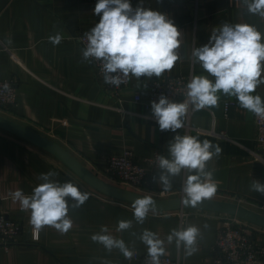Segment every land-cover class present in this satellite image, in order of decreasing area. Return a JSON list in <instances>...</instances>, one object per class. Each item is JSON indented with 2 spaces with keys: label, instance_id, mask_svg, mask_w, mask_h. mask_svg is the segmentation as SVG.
I'll use <instances>...</instances> for the list:
<instances>
[{
  "label": "crops",
  "instance_id": "1",
  "mask_svg": "<svg viewBox=\"0 0 264 264\" xmlns=\"http://www.w3.org/2000/svg\"><path fill=\"white\" fill-rule=\"evenodd\" d=\"M98 0H0V80H15L17 101L0 106V113L19 121L59 142L91 170L114 182L106 173L109 158L130 149L135 158L152 156L157 148L168 156L169 142L175 135H192L218 145L222 153L208 162L213 179L218 182L214 197L228 200L233 195L248 198L251 207L264 212V195L252 191L253 180L264 183V159L253 154L256 149V123L252 113L239 107L234 97L220 94L219 107L189 111L185 126L176 133L161 131L152 118L147 97L157 77H130L121 93L125 114L98 80L92 63L82 61V46L78 34L89 31L99 22L94 13ZM143 6L166 14L181 34V59L163 75L207 73L193 64V48L207 44L211 31L224 23H247L264 34V18L248 13L243 0H142ZM133 8L141 0H130ZM60 34L61 43L54 45L49 37ZM212 79V77H209ZM140 93L143 99L137 101ZM264 100V85L253 95ZM182 102V98L173 99ZM227 101H233L230 115L225 112ZM197 127L223 133L198 132ZM55 172L52 179L60 183H85L48 151L0 128V207L8 216L23 224L18 243L5 248L0 245V264H139L127 259L118 250L107 251L93 242L91 236L101 226L109 234L123 239L127 247L140 255L148 254L138 238L144 229L155 232L165 241L167 254L181 255L184 264H214V246L220 226L221 213L194 209L184 227L196 225L201 230L197 251L185 256L175 242L166 237L172 229L181 228L176 211L150 212L141 225L135 222L132 204L95 193L91 187L84 191L89 199L78 209L69 210L73 226L61 234L44 227L34 234L29 223L30 212L21 211L10 192L22 190L31 195L42 181L41 173ZM159 168L152 171L157 177ZM187 173L173 178L172 188L181 187ZM153 179L154 187L162 186ZM88 186V185H87ZM72 201H69L71 204ZM165 217H167L165 219ZM132 220L133 227L117 232L118 221ZM207 224L209 227L204 228ZM259 243L264 242V228L254 227ZM135 233L136 235H133Z\"/></svg>",
  "mask_w": 264,
  "mask_h": 264
},
{
  "label": "clouds",
  "instance_id": "2",
  "mask_svg": "<svg viewBox=\"0 0 264 264\" xmlns=\"http://www.w3.org/2000/svg\"><path fill=\"white\" fill-rule=\"evenodd\" d=\"M243 4L248 13L264 18V0H243ZM94 13L100 19L84 33L87 42L81 50L82 61L99 62L104 83L118 88L130 77L137 80L159 78L166 71L170 72L181 59L178 49L182 33L166 14L146 8L142 0L135 8L130 0H98ZM48 39L58 45L62 36L57 34ZM191 57L193 64H199L207 75H191L182 102L164 95L158 102H151L152 116L161 131L176 133L185 126L189 111L219 107L220 94L236 98L240 108L264 118V100L258 94L253 95L264 85V34L256 26L224 23L211 31L207 44L193 48ZM4 87L7 89L8 85ZM167 152V157L157 156L160 171L158 180L157 177L153 179L168 191L172 189L173 178L187 173L180 205L195 208L211 200L217 192L218 182L213 179L214 173L208 169V162L222 153L221 147L207 139L201 141L196 136L177 134L169 142ZM56 175L51 171L41 173L42 183L34 187L31 195H25L19 189L9 193L19 202L21 211L30 212L29 223L34 234L38 235L46 226L66 234L73 226L70 208L78 209L89 199L90 194L82 192L72 182L60 183L52 179ZM250 189L264 195V183L258 180L252 181ZM131 206L135 222L141 225L150 212L157 210V202L150 195L135 198ZM132 227V220H120L116 231L123 232ZM208 227L204 225V228ZM201 235L199 227L188 225L172 229L166 240L168 244L175 242L178 250L183 247L187 257L197 251V240ZM138 238L147 247L149 264H160V258L166 252L165 241L148 229H144ZM91 239L109 252L118 249L127 259L133 255L124 240L109 234L106 226H101L100 232L93 234Z\"/></svg>",
  "mask_w": 264,
  "mask_h": 264
},
{
  "label": "built area",
  "instance_id": "3",
  "mask_svg": "<svg viewBox=\"0 0 264 264\" xmlns=\"http://www.w3.org/2000/svg\"><path fill=\"white\" fill-rule=\"evenodd\" d=\"M84 33L78 34L77 38L81 43L82 49L86 45ZM96 76L102 83L105 90L114 97L116 108L125 114L121 101V93L124 88L129 85L130 78L127 82L122 83L118 88L104 83L103 74L101 72L100 63L92 62ZM123 79V77H121ZM189 78L182 75H162L155 79L152 83V93L147 97V104L151 106L152 101H157L161 95L173 100L175 98L184 99L186 84ZM5 84L8 88L5 89ZM17 99V83L15 80H0V106H10L16 103ZM137 101L143 99L140 93L135 96ZM233 101H227L225 105L226 115H230V109ZM154 120L155 118L152 117ZM156 121V120H155ZM256 123V149L253 154L264 159V118L255 116ZM196 130L201 133L212 132L222 137L224 134L216 131H210L197 127ZM163 155V150L157 148L154 155L143 157L141 161L135 158L132 150L126 149L123 153L110 156L106 173L114 180V183L128 187L130 189L143 192L157 197H177L183 196L182 186L173 187L171 190L165 191L163 188L156 189L153 183L152 171L158 168L157 156ZM183 185V184H182ZM84 192L90 188L87 185H76ZM92 189V188H91ZM95 193L102 194L93 189ZM103 195V194H102ZM106 196V195H105ZM228 200H232L249 206V200L243 195H233ZM251 207V206H250ZM253 208V207H252ZM255 208V207H254ZM257 209V208H255ZM259 210V209H257ZM180 217L181 228L185 226L190 215L195 213L192 208L176 211ZM220 226L218 228L217 238L214 246V264H264V242L259 243L254 235V227H259L238 216L221 213ZM23 224L8 216L6 211L0 207V245L9 248L18 243L19 236L22 232ZM132 258L138 260L139 264H149L148 254L140 255L135 252ZM160 264H184L181 255L176 257L165 253L160 258Z\"/></svg>",
  "mask_w": 264,
  "mask_h": 264
},
{
  "label": "water",
  "instance_id": "4",
  "mask_svg": "<svg viewBox=\"0 0 264 264\" xmlns=\"http://www.w3.org/2000/svg\"><path fill=\"white\" fill-rule=\"evenodd\" d=\"M0 128L48 151L76 174L86 185L103 195L130 204H132L135 198L149 195L104 179L53 138L2 113H0ZM150 196L157 202L156 211H178L188 208L210 210L235 215L264 228V212L232 200L213 197L211 200H206L198 207L193 208L180 205V200L183 196L167 198Z\"/></svg>",
  "mask_w": 264,
  "mask_h": 264
},
{
  "label": "rangeland",
  "instance_id": "5",
  "mask_svg": "<svg viewBox=\"0 0 264 264\" xmlns=\"http://www.w3.org/2000/svg\"><path fill=\"white\" fill-rule=\"evenodd\" d=\"M84 185H86V184H84ZM250 206V205H249ZM254 208V207H253Z\"/></svg>",
  "mask_w": 264,
  "mask_h": 264
},
{
  "label": "trees",
  "instance_id": "6",
  "mask_svg": "<svg viewBox=\"0 0 264 264\" xmlns=\"http://www.w3.org/2000/svg\"><path fill=\"white\" fill-rule=\"evenodd\" d=\"M76 185V184H75Z\"/></svg>",
  "mask_w": 264,
  "mask_h": 264
}]
</instances>
